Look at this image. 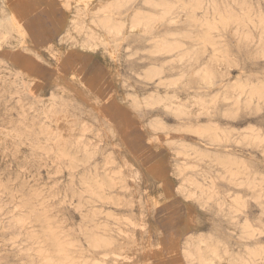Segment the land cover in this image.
I'll use <instances>...</instances> for the list:
<instances>
[{"label":"clouds","instance_id":"obj_1","mask_svg":"<svg viewBox=\"0 0 264 264\" xmlns=\"http://www.w3.org/2000/svg\"><path fill=\"white\" fill-rule=\"evenodd\" d=\"M108 9L113 16L142 17L144 36H150L153 24L162 21L171 38L165 50L190 54L186 75L198 78L197 91L215 88L225 94V110L197 113L198 116L226 122L251 119L264 128V0H111ZM123 28V23H117L109 35H119ZM147 43L155 45L157 41L149 39ZM17 55L0 52V57L9 60ZM86 55L67 53L62 65L65 75L58 82L72 86L66 77V60ZM232 69L238 72L234 80L229 75ZM15 111H20L19 119L9 122V132H0V264H88L83 257L92 247L98 211L112 177L101 162L93 159L95 151L76 139L74 129H66L61 139L50 134L49 124L58 121L41 101L25 94L19 108L10 109ZM4 123L0 117V125ZM115 127L119 129L118 124ZM103 143L111 147L109 134ZM200 143L206 152L238 157L230 166L219 168L213 166L214 161H200L207 169L202 173L206 180L228 185L223 196L214 186L188 181L180 189L185 193L181 199L166 190V161L153 159L150 147L134 155L125 153L143 174L146 186L162 185L159 190L165 192L159 207L150 203L147 206L156 217L153 235L161 242V253L166 251V238L178 247L171 239L173 234L179 235L181 229L190 231L197 222H207L225 208L224 219L232 223L244 211L245 201L258 200L264 209V135L256 146L258 156L244 151L253 144L226 134L216 142ZM76 214L79 221L74 219ZM261 218L264 219V210ZM256 232L264 237V223H258ZM236 238L249 240L245 234ZM200 245L203 248L197 246L195 257L186 253L188 264H213V258L220 259L216 255L218 247L222 256L229 255L218 239L203 238ZM224 264H264V242L248 244L240 257H229Z\"/></svg>","mask_w":264,"mask_h":264},{"label":"rangeland","instance_id":"obj_2","mask_svg":"<svg viewBox=\"0 0 264 264\" xmlns=\"http://www.w3.org/2000/svg\"><path fill=\"white\" fill-rule=\"evenodd\" d=\"M98 1L0 0V4L4 3L9 10L6 20L0 22V29L8 31L10 39L18 35L20 39L26 41L23 45L17 44L10 51L24 54L25 57L37 58V62L45 74L42 88L35 86V82L31 78L21 77L14 69L15 67H11L5 82L0 77V93L3 95V98L0 99V117L5 121L3 125H0V132H9V122L13 118L19 119L20 111L10 112V109L19 108L25 94L41 101L42 98L47 97L51 89L62 88L65 95L58 101L62 103L57 106V110L55 107L52 113L50 112L53 119L58 121V123L49 124L50 134L54 138L61 139L66 129H74L76 139H79L78 141L85 148L95 151L96 155L93 156V159L101 162L106 167L107 174L112 177L110 189L104 192V203L98 211L93 234V237L99 239L100 242L107 243L96 246L91 240L92 247L83 259L88 264H160L162 261H168L169 264H185L182 256L173 261L171 243L167 238L163 244L166 251L161 253L159 251L162 246L161 242L153 235L156 217L147 206L149 203L156 207L160 206V197L165 196V192L159 190L162 185H157L156 188L146 186L143 174L132 164L130 157L125 153L134 155L137 152H146L150 147L153 159L166 161L168 182L166 190L169 192L177 194L175 189L177 184H180L183 178L190 177L195 183L208 187L214 186L215 191L223 196V193L228 190V185L219 180H206L202 174L207 169L200 161H212L211 157L197 155L191 157L190 154L174 156L170 149H182L185 146L196 144L203 146L200 143L201 140L208 142L205 137L194 134L185 128L189 127L188 125L191 123L200 126L216 124L221 129L232 130L237 138H240L239 133H243L247 128L252 127L256 131L261 129L259 132H264V128L251 119L226 122L206 115L176 116L172 111H166L159 105H134V109L124 105L117 106V95L141 98L156 90L155 79L147 80L142 76L145 68L152 62L151 51L154 48L152 44L147 43L150 36L143 35L142 38H138L135 33H131L135 37L134 40L130 35L117 42L109 39L93 52L81 51L74 47L68 49L60 46L54 40L46 42V38L55 35L59 30V25L64 21L65 16L74 15L80 21L97 19L101 14L93 12L91 7ZM57 16L60 17L59 21H56ZM112 17L123 19L122 15H112ZM162 33L164 32L162 31ZM168 38L171 42V38L169 36ZM26 44L38 47L28 49ZM72 51L86 53V58L79 59L81 62L78 65L79 74L72 71L70 75L71 71H67V81L71 82L72 86L65 83L59 85V78L65 75L62 67L65 57ZM177 52L155 55L159 58L155 61L156 65L166 67L162 75L165 80L177 78L187 70L190 54L185 55L184 51L180 50L181 53H184V59L179 62L181 53L177 55ZM229 75L231 79H234L238 76V72L236 69H232ZM194 78L195 76L188 75L184 79L185 81L174 87L180 98L194 97L196 93ZM159 91L164 92L161 86ZM13 92H18L19 95L13 96ZM100 92L105 93L103 103H100ZM201 92L218 97L216 112L225 110L226 104L218 95V89ZM184 123L187 126H183ZM117 124L119 125L118 130L115 127ZM143 127L154 129L149 135ZM157 127L163 134L159 137L156 135ZM106 133L113 141L110 148L103 143ZM167 138L174 139L172 144H166ZM242 140L245 144H250L247 139ZM256 146L244 149V151L258 156ZM222 161L224 160L215 161L213 166L217 168L230 166L228 162ZM171 165L183 169V174L172 176L170 174ZM127 167L134 168L139 172L141 176L139 182L130 178L123 179V173ZM184 196L185 194L179 197L183 199ZM213 209L215 212V205H213ZM262 210L264 209L258 200L245 201L244 211L236 215L234 223L224 219V216L227 215V208H225L221 215L214 214L207 222H197L190 231L185 232L181 229L180 234H173L171 239L174 241L186 239L189 235L197 238L218 239L220 245L229 255L227 258L222 256L218 260L213 259V264H224V260L229 257H240L248 244L264 242V237L259 236L256 232L258 223H264V219L261 218ZM138 218L145 225L142 230L133 225ZM74 219L79 221L80 216L76 214ZM180 223L182 221H178V224ZM244 224L249 225L253 233V237L248 241H240L236 238L243 233ZM231 233H235V235H230ZM216 252L221 255V248L218 247Z\"/></svg>","mask_w":264,"mask_h":264},{"label":"bare ground","instance_id":"obj_3","mask_svg":"<svg viewBox=\"0 0 264 264\" xmlns=\"http://www.w3.org/2000/svg\"><path fill=\"white\" fill-rule=\"evenodd\" d=\"M110 3L111 1L99 0L96 4H94L91 7V10L93 12L101 14L97 19H92V20L85 19L84 21H80L74 15L65 16V19L62 23H60L59 30L56 32V34L50 35V36H54L55 37L54 41L58 42L59 45L62 47H65L68 49L74 47L81 51H88V52L95 51L98 47L101 46L102 43L108 41L109 39L117 42L118 40L122 39L123 37H126L130 33H135V35H137L138 38H142L143 35L141 34L145 32V21L143 20V18L137 17L135 19H132L130 18V16H123L122 20L115 19L111 15L112 13L111 10L108 9V5ZM8 13H9V10L6 8L5 4L4 3L0 4V22H2L3 20H6ZM117 23H123L124 28L121 29L119 35H114V34L109 35V31L114 29ZM133 24L136 25L135 28H133ZM162 31L164 33H162ZM8 35H9L8 31L4 29H0V52L10 51L12 48H15L17 44L23 45L26 42L20 39L18 35L15 36L13 39H10V35L9 36ZM150 39H154L157 41V43L152 46L154 49L151 51V53L157 52L158 54H164V55L170 54V52L165 50L171 42L168 38L167 28L162 21L153 24L152 29H151ZM52 40L53 39L46 38V42H51ZM143 40H146V39L143 38ZM26 45H27L26 48L29 47L28 49L38 47L36 45H30V44H26ZM180 53H181L180 50H178L177 55H179ZM17 54L18 55L13 60H9L6 58H0V77L3 78V81L5 82V80L8 77V73L11 67H15L14 69L19 73L21 77L31 78V80L35 82V86H37L38 88H42L44 86L43 82L45 80L44 79L45 74L41 68L37 74V70L34 69L31 63L32 60H35L37 62V58H31L27 56L28 58H31V59L23 60L22 58L25 57L24 54H21V53H17ZM182 56L184 57V53H181L179 55V58H180L178 59L179 62L183 61L181 60ZM151 57H152L151 58L152 62L149 63L147 68H145V71L142 76L144 79H147V80L155 79L154 82L156 84L155 85L156 90L153 91V93L144 95L141 98L117 95L116 97L117 106L124 105V106L134 109L133 107L134 105L135 106L159 105L160 107H162V109L166 111H172L176 116H195V117L198 116L197 113H208L209 111H215V112L217 111L215 108L217 107L216 101H218L217 100L218 97L216 98V95L203 94L201 91H197L196 83L194 86L196 93L193 98H190V99L180 98L179 95L175 92L174 87H177L179 83H182L183 81H185L184 79L187 78L188 76L186 75V71L182 72L177 78H174L172 80L171 79L165 80L164 76L162 75L165 72L166 67L163 65H156L155 61H157L159 58L153 55ZM169 57H172V56H169ZM171 62L173 61L171 60ZM172 68H175V67L172 66ZM71 74H72V71L70 75ZM194 79L196 82L198 78L195 77ZM59 83H58L59 85L64 84L63 82H59ZM160 86L162 87V90L164 92L159 91ZM218 92H219L218 95H220L221 100L224 101L225 104L227 105L228 100L225 94L221 93L219 89H218ZM63 95L65 94H63L62 88L51 89V91L47 94V97L41 99V102L43 106L49 109L50 112L52 113V110L55 107L57 110V106H59L62 103V102L59 103L58 101L59 99H61ZM184 122H187V121L184 120ZM183 126H187L186 123H184ZM188 126L189 127H185V128H188L194 134H197L201 137H205V139L208 140L207 143L216 142L218 140V137L224 134L228 135L229 138L235 137V134L232 132V130L229 129L225 133V130L221 129L216 124L200 126V125H194L191 123ZM251 128H247L243 133H239V136L241 139H247L250 144L259 145V138L262 135H264V132H259L261 129L259 131H256L254 130V128L252 129ZM143 129L146 131L147 134L150 135L153 132L154 128L152 129L150 127H143ZM156 129H158L156 131V135H158V137L160 135H163L160 128L157 127ZM217 129H219L220 131H217ZM172 140L174 139L167 138L165 142L167 145L168 144L170 145L172 144ZM170 150H171L172 155L174 156H186L187 154H190L191 157L192 155H197L201 157H211L212 161L214 162L222 159L224 160L222 162L226 161V163L228 162L230 165L237 160L236 155H233L231 158H226L220 152H215V153L210 152V151L206 152L204 147L198 144L194 146L188 145V146L183 147L182 149H170ZM123 167H125V164H123ZM182 170L183 169H178V167L171 165L170 174L172 176H179L182 173ZM129 178L133 179L134 181L139 182L141 179V176L136 169L127 167L125 168V171L123 173V179L126 180ZM188 181L194 182L193 178L188 177V178H183L182 182L180 184L179 183L177 184L175 189L179 196H183L185 194L184 192H181L180 189L182 188V186H185L186 182ZM133 225L141 230L145 226L143 222L141 221V219L139 218L136 219ZM242 231L249 238L253 237V233L251 232L249 225L244 224L242 227ZM201 239L203 238L202 237L197 238L192 235H189L186 239L175 240L178 247L173 246L171 244L172 253H173V261L174 260L176 261V259L179 258V256H182L184 263L188 264V255L195 257L196 249L198 245L201 248H203V245H200ZM92 243L96 246H99L107 242L105 241L100 242L99 239H97L96 237H93ZM181 250H183V252H181ZM186 253L188 255H186ZM216 255L220 258L222 257V255H220L218 252H216ZM227 257L228 256H225V258Z\"/></svg>","mask_w":264,"mask_h":264},{"label":"snow or ice","instance_id":"obj_4","mask_svg":"<svg viewBox=\"0 0 264 264\" xmlns=\"http://www.w3.org/2000/svg\"><path fill=\"white\" fill-rule=\"evenodd\" d=\"M59 20H60V17L57 16V17H56V21H59ZM56 21H52V22L55 23ZM48 38L53 39V40L55 39L54 36H49ZM40 39H43V37H40ZM22 59H23V60H29L30 58H28V57H23ZM31 63H32L34 69L37 70V74H38V72H39V70H40V68H41L40 64L37 63L35 60H32ZM80 63H81V62H80L79 60H77V59H74V58H68V59L66 60L67 71H73V72H76L77 74H79V67H78V65H79ZM99 95H100V103H103L105 93H104V92H100ZM106 107H107V106H106Z\"/></svg>","mask_w":264,"mask_h":264}]
</instances>
